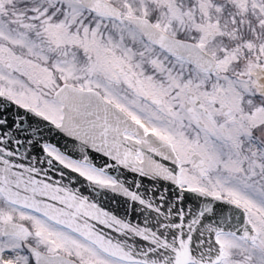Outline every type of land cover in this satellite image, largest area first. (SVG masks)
I'll use <instances>...</instances> for the list:
<instances>
[{"label": "snow or ice", "instance_id": "6c2138e0", "mask_svg": "<svg viewBox=\"0 0 264 264\" xmlns=\"http://www.w3.org/2000/svg\"><path fill=\"white\" fill-rule=\"evenodd\" d=\"M0 264H264V0H0Z\"/></svg>", "mask_w": 264, "mask_h": 264}]
</instances>
